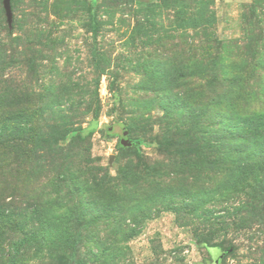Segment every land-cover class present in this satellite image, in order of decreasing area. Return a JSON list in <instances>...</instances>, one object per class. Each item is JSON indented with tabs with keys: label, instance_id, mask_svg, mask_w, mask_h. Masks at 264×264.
<instances>
[{
	"label": "rangeland",
	"instance_id": "obj_1",
	"mask_svg": "<svg viewBox=\"0 0 264 264\" xmlns=\"http://www.w3.org/2000/svg\"><path fill=\"white\" fill-rule=\"evenodd\" d=\"M11 7L0 264H264V0Z\"/></svg>",
	"mask_w": 264,
	"mask_h": 264
},
{
	"label": "water",
	"instance_id": "obj_2",
	"mask_svg": "<svg viewBox=\"0 0 264 264\" xmlns=\"http://www.w3.org/2000/svg\"><path fill=\"white\" fill-rule=\"evenodd\" d=\"M14 0H2L3 2V8L5 10L6 13V17H7V22L9 24V26L12 25L13 22V14H12V7L11 4ZM123 139H122V144L126 147L131 146L132 142L128 139V134L129 131L127 128H124L123 131ZM224 254H218V257H216V262L215 264H220L221 259L223 258Z\"/></svg>",
	"mask_w": 264,
	"mask_h": 264
},
{
	"label": "trees",
	"instance_id": "obj_3",
	"mask_svg": "<svg viewBox=\"0 0 264 264\" xmlns=\"http://www.w3.org/2000/svg\"><path fill=\"white\" fill-rule=\"evenodd\" d=\"M132 144H133V142H132Z\"/></svg>",
	"mask_w": 264,
	"mask_h": 264
}]
</instances>
